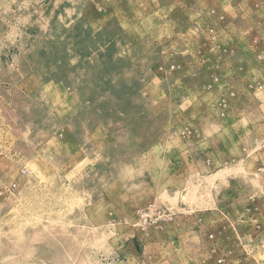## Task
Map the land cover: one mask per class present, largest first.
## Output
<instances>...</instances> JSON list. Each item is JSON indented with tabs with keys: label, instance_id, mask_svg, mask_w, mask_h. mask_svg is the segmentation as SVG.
I'll return each instance as SVG.
<instances>
[{
	"label": "rangeland",
	"instance_id": "374dc122",
	"mask_svg": "<svg viewBox=\"0 0 264 264\" xmlns=\"http://www.w3.org/2000/svg\"><path fill=\"white\" fill-rule=\"evenodd\" d=\"M263 36L264 0H0V264H110L137 209L177 202L144 264H264ZM201 151L207 200L244 191L228 230L168 191Z\"/></svg>",
	"mask_w": 264,
	"mask_h": 264
},
{
	"label": "crops",
	"instance_id": "0c3cea01",
	"mask_svg": "<svg viewBox=\"0 0 264 264\" xmlns=\"http://www.w3.org/2000/svg\"><path fill=\"white\" fill-rule=\"evenodd\" d=\"M173 162H174V169H173V174L172 175V181L171 183H169L168 187V191L169 193L171 192L172 194L176 193V190H179L180 194H182L183 196H187L188 194H190L194 188H196L195 190V194L198 199V204L199 207H196L195 205L193 206V211L194 212H206L205 209H203L201 206L202 204H204L205 200L208 202L212 203V207L208 209V213H206L204 216L205 217L207 215L209 216H213L215 218V223L212 224L211 222L208 225V228L212 227V226H216L217 231H224V229L228 230V227L230 226V224H235L236 222V215H231L230 211H232V213H236L238 215V211L243 210V206L241 207H236L235 204H233L234 208H229V205H225V199L224 196L227 195L228 199H232L236 198L238 196V194H244V191H238L237 188L235 191L231 190V187L229 186V184L227 186H221L219 187L220 183H216L215 187H210V192H212L214 194V197L211 199V201L207 200V198L205 197V192L207 191V187L205 186V179L210 178L211 175L210 172H203L200 169L201 167L207 166L209 165V158H208V153L201 151L199 152L196 156H191V154H180V155H176L173 158ZM176 168V170H175ZM239 189V188H238ZM212 194V195H213ZM229 194V195H228ZM239 198V197H238ZM224 199V200H223ZM223 200V201H222ZM235 202V201H234ZM167 210H169L170 213L173 214V220H175L178 216H182L181 218H185L187 217L190 207L187 204H184L183 202H177V203H168V208ZM248 211V210H247ZM185 227H182L183 229H185L186 227H188V225H183ZM226 231V230H225ZM179 236H173L171 237V241L176 243L178 241H192L190 239V236L188 239H186V237L180 235ZM137 237V239L135 238ZM141 237H139L138 235L136 236L135 233L132 235H128L127 237L123 238L120 241V246L119 248L116 250V252L111 253L114 255H118L119 256V262L117 264H138L139 262H141V260L144 258L140 255V247L142 245L139 244V241H141ZM186 239V240H184ZM223 242L226 243H236L240 241V237L239 235H234V234H229L227 235L225 238L222 239ZM132 246V250H129V246ZM134 248V249H133ZM124 249V250H122ZM204 253H196V254H192L191 257L194 258H198L199 255L200 257H203ZM157 256L162 255L163 257V253H156ZM211 259H231L233 260L234 258H236V254L233 251H224V252H218V253H211L208 256ZM219 263V262H218Z\"/></svg>",
	"mask_w": 264,
	"mask_h": 264
},
{
	"label": "built area",
	"instance_id": "2783aa9c",
	"mask_svg": "<svg viewBox=\"0 0 264 264\" xmlns=\"http://www.w3.org/2000/svg\"><path fill=\"white\" fill-rule=\"evenodd\" d=\"M261 42V43H260ZM258 45L264 46V36L261 39H255L253 42V48H257ZM258 61H263L262 55H257ZM264 71V69H263ZM23 175H27V171H22ZM16 183H13L10 185L8 190H15L16 189ZM2 190L4 191L5 188H1L0 194L2 193ZM135 222L133 224L134 233L137 236L140 234L141 241H139V244L142 243V241L146 238L148 235V232L151 228H153L155 225H158L163 222L171 221L173 218V214L167 210V208L157 205L155 203H148L145 206L139 208L136 210L135 214ZM137 239V237H135ZM209 238H212L210 235ZM110 264H115L116 262H119V256L112 254V256L108 259ZM138 264H144V258L139 262Z\"/></svg>",
	"mask_w": 264,
	"mask_h": 264
},
{
	"label": "bare ground",
	"instance_id": "6f19581e",
	"mask_svg": "<svg viewBox=\"0 0 264 264\" xmlns=\"http://www.w3.org/2000/svg\"><path fill=\"white\" fill-rule=\"evenodd\" d=\"M13 234H14L15 236H16V235H17V236L21 235V234H19L18 232H14V231H13ZM40 234H41V233H40ZM13 250H14V249H13ZM23 257H24V256H23ZM9 258H12V259H13L12 255H9Z\"/></svg>",
	"mask_w": 264,
	"mask_h": 264
}]
</instances>
